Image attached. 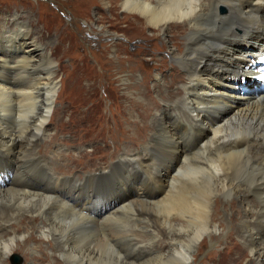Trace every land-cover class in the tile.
<instances>
[{
  "label": "bare ground",
  "instance_id": "obj_1",
  "mask_svg": "<svg viewBox=\"0 0 264 264\" xmlns=\"http://www.w3.org/2000/svg\"><path fill=\"white\" fill-rule=\"evenodd\" d=\"M121 5L144 18L165 43L178 24L187 36L179 52L170 50L180 71L171 67V80L154 76L161 103L146 92L159 111L153 125L163 126V154L134 146L135 152H122L106 168L78 170L76 157L87 151L79 148L87 143L79 142L72 128L79 105L54 106L65 100L51 53L24 38L26 31L8 32L0 39L6 47L0 51V264H9L6 257L18 251L33 253L26 255L29 264H196V245L205 235L210 241L221 235L227 220L240 221L248 256L264 264V93L256 91L252 77L264 57V0H122ZM244 60L251 66L241 78L245 83L237 74L226 76L242 69L237 66ZM80 109L85 115L87 108ZM99 116L85 115L84 124ZM63 133L70 137L60 139ZM59 145L79 149L63 151ZM250 191L261 199L259 212L249 206ZM235 199L239 215L234 207L222 217L220 203ZM20 223L26 227L18 234ZM137 223L148 230L146 238L132 229ZM159 234L169 235L167 245L158 243ZM35 238L51 248L39 251L38 242L28 243Z\"/></svg>",
  "mask_w": 264,
  "mask_h": 264
},
{
  "label": "rangeland",
  "instance_id": "obj_2",
  "mask_svg": "<svg viewBox=\"0 0 264 264\" xmlns=\"http://www.w3.org/2000/svg\"><path fill=\"white\" fill-rule=\"evenodd\" d=\"M121 3L122 0H0V39L8 35V32H14L17 28L28 32V36H24V38L28 37L30 43L35 41L47 53H51L50 62L54 63V67L56 65V70H53V73L56 75L59 93L62 91L65 101L62 103L55 102L54 106L60 109L66 104V101L73 105H79L78 113L80 112V114L73 119V131L79 142L87 143V146L79 148H86L87 151L94 148L95 151H86L85 154L76 157L75 164L79 165L78 170L94 172L106 168L109 166L107 164L112 159H116L122 152H135L131 149L134 146L138 148L147 147V153L152 150L163 154L160 148L163 143L160 140L163 137V126L153 125L154 116L159 111L152 108L153 105L150 101L151 99L158 104L161 103V92L159 88H155L157 82H155L154 76L157 74L169 76V80L175 76L171 74V67L179 68L180 66L171 58L170 50L174 48L175 52H179L181 46L185 44L187 36L183 34V26L178 24L175 25L171 34L173 37L165 43L161 33L155 32L152 27H147L144 18L128 14ZM224 9L226 10V8H219L218 13L225 14ZM24 43L27 42L24 40ZM4 49L6 47L2 42L0 51ZM20 55H24L23 52ZM242 63V66H237L242 69L229 74L225 73L226 76L232 78L237 74L240 76L238 77L240 81L243 82L241 78L248 76V70L251 66H248L250 61L244 60ZM230 69L234 68L231 67ZM210 75L225 76L217 72ZM123 78H126L127 81H124ZM146 81L148 88L145 84ZM128 83H130L129 90L123 88ZM148 89L150 99L146 95ZM171 89L173 90V87H167V91H172ZM135 106H137V110L134 108ZM80 107L87 108L85 115L92 113L93 115L101 114V116L97 119H90L84 124L85 115ZM111 108H114L112 111L115 118L110 115L112 114ZM119 109L120 111H118ZM102 114L107 115V117ZM63 118L66 119L67 116ZM48 132L53 133L54 129L50 127ZM112 132H116L117 135H112ZM69 137L68 133L59 135L60 139H68ZM152 142H157V144ZM79 148L59 145V149L63 151L72 150L76 152ZM182 154L184 155V153ZM75 164L69 165L68 173H73ZM245 195L251 203L249 206L259 212L262 206L260 204L261 199L255 196L252 191ZM158 199L160 200V195L157 192L155 202H158ZM235 200L220 203L219 213L222 217L225 216V209L234 207L237 209L232 213L239 215L238 200ZM258 217L259 214L255 220ZM240 224L238 220L230 224L227 220L224 232L212 239V242L209 240V236L205 235L201 239L202 242L194 248V251L198 249L199 253L196 264H254L245 249V240H242L244 237L241 236L242 232H239V229L242 228ZM80 225L84 226V223ZM142 226L143 223H137L132 229L138 237L146 238L149 233L148 230L145 232ZM257 226L262 228V223L257 224ZM22 227L17 232L18 234L22 233L26 226ZM219 229L222 230L223 225H220ZM228 230H232L229 233L233 235L232 238L226 236ZM164 233L162 232V234ZM159 236L158 243L162 242L167 245L169 235L161 236L159 234ZM35 241L39 243L36 245L39 251L41 246L42 248L49 246L44 239L41 240L40 238L28 240V243L33 245ZM201 244L204 246L199 250ZM229 245L233 246V249L226 252V246ZM236 245H242L244 248L236 247ZM223 252H226L227 255L223 256ZM13 255L19 256L20 260L17 264H29L26 255L30 256L33 253L14 252L11 256L6 257L9 264L13 263ZM192 259L194 258L192 257ZM192 259L190 263H192ZM255 264H261V262L257 260Z\"/></svg>",
  "mask_w": 264,
  "mask_h": 264
},
{
  "label": "water",
  "instance_id": "obj_3",
  "mask_svg": "<svg viewBox=\"0 0 264 264\" xmlns=\"http://www.w3.org/2000/svg\"><path fill=\"white\" fill-rule=\"evenodd\" d=\"M15 259H16V260H15ZM19 260H20V259H19V257H18L17 255H14V256H13V263H14V264H17V263L19 262Z\"/></svg>",
  "mask_w": 264,
  "mask_h": 264
}]
</instances>
